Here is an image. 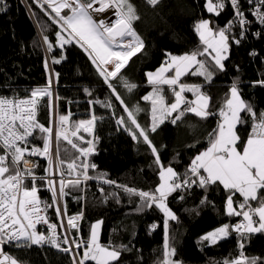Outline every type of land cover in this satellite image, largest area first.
<instances>
[{
  "label": "trees",
  "instance_id": "1",
  "mask_svg": "<svg viewBox=\"0 0 264 264\" xmlns=\"http://www.w3.org/2000/svg\"><path fill=\"white\" fill-rule=\"evenodd\" d=\"M207 2L159 0L156 6H151L146 0H131L140 17L134 27L144 42V48L128 61L120 76L137 87L129 92L120 79H113L112 83L129 108L138 104L144 109L137 114L138 123L142 126L151 123V103L142 100L152 89L146 73L158 69L168 59L166 53L182 55L197 47L202 48L198 34L194 31V25L199 20H209L210 26L218 29L233 19L234 10L230 2L226 3L219 15L207 11ZM241 5L250 23L243 39H240L238 24L229 33L230 49L228 58L223 62L224 70L214 69L215 75L211 82H206L201 76L181 77L184 83L202 86V91L211 98L210 111L214 115L202 120L188 113L176 124L165 121L156 132L149 133L153 144L159 149L161 162L165 166L171 165L181 175L191 158L208 146V133L217 125L219 109L226 96L230 95L233 81H238L241 97L253 106L257 114L264 111V86L255 83L264 79V24H260L251 14L252 6L247 0H241ZM0 8L3 9L0 11V95L25 97L29 95L28 90L45 86L49 77L45 68L47 60L49 67L59 73L54 85L56 95L61 97L56 102L58 111L62 114L70 112L72 121L89 119L93 114L97 117L93 129L95 151L89 157L90 162L97 167L89 169L88 174L97 177L99 173H105L117 185L153 191L160 183L155 157L142 138L133 140L116 123V118L126 116V113L87 53L74 41L63 48L59 47L56 38L58 26L33 0H3ZM45 35L54 46L51 52L44 43ZM234 39H240V43L232 42ZM53 57L63 59L59 64H53ZM162 87L167 102H171L174 99L171 90L167 85ZM184 95L189 100L194 97L190 92ZM106 97L113 101L115 108L89 103L103 101ZM242 115L247 123L238 126L239 134L246 138L252 121L247 113ZM50 118L45 98L38 107L37 119L48 126ZM81 135L86 137L87 133L82 131ZM36 143L42 145L41 140ZM77 144L83 146L80 141ZM193 144L195 148L189 147ZM60 154L65 165L79 155L76 149L63 140L60 142ZM66 191L69 193L65 197L67 212H83L80 232L73 229L71 236L87 240L90 225L102 221L101 243L125 246L127 249H121L119 264H162L165 216L155 205L137 210L141 203L138 196H130L120 187L96 178ZM113 193L115 195H111ZM227 195L222 186L211 185L205 189L196 184L176 190L167 197L165 203L176 216L175 220H169L168 229L170 249H175L172 260L178 264H224L225 260L234 259L243 252L246 257H256L259 264H264V231L239 233L231 227L229 235L215 244L201 240L210 230L225 224L232 226L243 217L226 214ZM235 200L240 201L242 197L237 193ZM255 203L252 202L253 206ZM82 250L79 249V256ZM4 251L17 257L23 264H72L73 261L72 254L49 246L17 248L10 245ZM86 264L94 262L86 261Z\"/></svg>",
  "mask_w": 264,
  "mask_h": 264
},
{
  "label": "snow or ice",
  "instance_id": "2",
  "mask_svg": "<svg viewBox=\"0 0 264 264\" xmlns=\"http://www.w3.org/2000/svg\"><path fill=\"white\" fill-rule=\"evenodd\" d=\"M2 2L3 0H0V3ZM146 2L156 6L159 0ZM228 2L234 10V17L224 27L213 28L209 20L205 19L194 25L202 48L197 47L182 55L166 53L168 59L155 72L146 73L152 91L144 95L142 100L151 103V123L142 126L138 123L137 114L144 109L138 104L129 108L112 83L113 79H120L129 92L137 87L120 76L128 61L144 48V42L134 27L140 17L131 0H33V3L49 16L52 23L58 26L56 38L59 47L63 48L74 41L87 53L98 74L126 113V116L117 117L116 123L123 127L133 140L139 141L142 138L151 149L159 169L160 183L153 191H142L117 185V182L108 179L105 173H99L97 177L88 174L89 169L97 167L88 159L95 151V143L94 140H85L79 133L82 130L91 134L97 117L93 114L89 119L72 121L70 112L62 114L58 111L55 102L61 97L54 95L53 89L59 73L51 69L46 60L45 68L49 77L45 86L28 90L29 95L25 97L0 95V264H23L17 257L3 250V246L9 244L17 248L50 244L72 254L73 257L79 256L75 249L83 248V255L79 256L78 260L74 258L72 264H86V261H93L94 264H119L121 249H127L125 246L116 247L110 243H101L102 221L90 225L87 240L70 236L73 229L77 233L80 232L78 221L82 219L83 212L68 215L67 205L64 203L69 194L66 189H76L82 180L94 178L106 184L116 185L130 196H138L141 203L137 210L155 205L163 212L165 244L162 264H178L171 259L175 249H170L168 242L169 220H175L176 216L165 203L167 197L178 189L196 184L205 189L211 185L222 186L228 193L225 201L226 214L243 216L244 222L235 225L234 230L247 233L264 231V111L257 114L253 106L241 97L238 81H233L230 95L226 96L223 106L219 109L217 125L208 133V146L191 158L182 175L171 165L165 166L161 162L159 149L149 135L150 132H156L165 121L176 124L188 113L202 120L214 115L210 111L211 98L202 91V86L184 83L181 77L201 76L206 82H211L215 75L214 69L223 71L225 68L223 61L228 58L229 33L234 25L238 24L241 29L240 39L245 38L250 21L241 10V0H208L207 11L219 15ZM247 3L252 6L251 14L260 24H264V0H247ZM0 11L3 9L0 8ZM109 12L111 15H108ZM43 39L47 50L51 52L53 44L47 35ZM240 39H234L232 42L239 44ZM61 59L63 57H53L52 63L59 64ZM255 83L264 86V79ZM163 85H167L171 90L173 102H167ZM85 91L91 95L88 89ZM189 92L194 99L186 98L184 94ZM45 98L48 101L50 117H53L50 118L48 126L37 119L38 107ZM89 103L115 108V104L108 97L103 101L95 100ZM243 113H247L252 121L246 138L239 134L238 128L239 125L247 123ZM73 138L86 143L87 147L78 145ZM35 140H41L42 147L36 145ZM61 140L67 141L79 153L67 163L66 169L65 160L60 154ZM189 147L195 148L196 145ZM30 157H43L47 161L44 175H36L39 165ZM66 172L67 176L75 174L74 178L67 179ZM55 174L59 175L58 189L52 179ZM41 183L46 184L52 194L50 203L38 195ZM101 191L103 192V189ZM237 193L242 200H235ZM180 198L183 199L182 196ZM205 202L206 200L202 201ZM252 202H256L255 206ZM49 208H53L58 219L62 221L59 227L65 232L63 240L57 235L58 226L49 222L46 215ZM65 217L66 226L63 223ZM42 224L47 225V234L38 229L37 226ZM231 227L225 224L208 232L201 240L215 244L229 235ZM61 244L69 247L61 248ZM240 248H243V244ZM224 264H259V261L258 258H248L241 252L238 257L225 260Z\"/></svg>",
  "mask_w": 264,
  "mask_h": 264
},
{
  "label": "built area",
  "instance_id": "3",
  "mask_svg": "<svg viewBox=\"0 0 264 264\" xmlns=\"http://www.w3.org/2000/svg\"><path fill=\"white\" fill-rule=\"evenodd\" d=\"M46 7V6H45ZM49 11H51L50 9H48ZM53 15H54V13H53ZM102 16L104 15V14H101ZM108 15H111V12H109L108 13ZM114 18V17H113ZM53 91H54V95H56V92H55V89H53ZM57 102V101H56ZM55 102V103H56ZM51 118H53V117H51ZM81 132H82V130H81ZM81 132L79 133V135H81ZM81 136H83V135H81ZM93 136H94V130H93V132L91 133V134H89V133H87V136L85 137V136H83L84 137V139L85 140H93ZM74 140H75V142L77 143V141H80V140H78V139H76V138H73ZM37 142V140H35L34 141V143L36 144V145H38V143H36ZM80 142H82V141H80ZM83 143V142H82ZM38 146H40V147H42V145H38ZM83 146L84 147H87V144L86 143H83ZM54 147H55V144H54ZM91 156V155H90ZM89 156V157H90ZM30 159H33V160H35L36 161V163L39 165V167L36 169V175H44V168L45 167H47V161L43 158V157H30ZM89 159V158H88ZM71 162V161H70ZM69 163V162H68ZM66 166H67V164L66 165H64V167H65V169H66ZM65 175H66V178L67 179H72V178H74V176H75V174H73V176H67V172L65 173ZM52 179L54 180V182H55V186L57 187V189L59 188V184H58V181H59V175L58 174H55V175H53V177H52ZM84 182H86V181H83L82 180V183H84ZM183 189V188H182ZM178 190H180V189H178ZM38 195L40 196V198L42 199V200H46V201H48L49 203L51 202V198H52V194H51V192L47 189V186H46V184H43V183H41V186H40V190H39V193H38ZM64 203H65V200H64ZM81 211H79V213H80ZM76 214H78V213H71V214H69L68 213V215H76ZM46 215H47V217H48V219H49V222L50 223H53V224H56L58 227H57V229H56V231H57V235H58V237L61 239V240H63V238H64V236H65V232L59 227V225L61 224V220L60 219H58V217H57V215H56V213H55V211H54V209L53 208H49L48 209V211H47V213H46ZM80 222H81V220L80 221H78V223H79V225H80ZM244 221H243V217H241V219H239L237 222H235L233 225H232V230L233 231H236V230H234V226L235 225H238V224H241V223H243ZM63 223L65 224V226H66V223H67V217H65L64 218V220H63ZM38 227V229L40 230V231H42V232H44L45 234H47V225H38L37 226ZM241 231H243V230H241ZM241 231H236V232H241ZM70 236H71V234H70ZM10 245H13V244H9V245H4L3 246V250H4V248L6 247V246H10ZM31 246H46V247H51V248H53V249H56V250H59V248H57V247H54V246H52V245H50V244H44V245H31ZM63 247H69V245H65V244H61V248H63ZM72 247H74V246H72ZM75 251L77 252V249H75ZM73 256V255H72ZM77 257V256H76ZM76 257H74L75 259H77Z\"/></svg>",
  "mask_w": 264,
  "mask_h": 264
},
{
  "label": "rangeland",
  "instance_id": "4",
  "mask_svg": "<svg viewBox=\"0 0 264 264\" xmlns=\"http://www.w3.org/2000/svg\"><path fill=\"white\" fill-rule=\"evenodd\" d=\"M151 91H152V89L149 91V93H150ZM146 95H147V94H146ZM173 101H174V99H173L171 102H173ZM171 102H169V103H171ZM164 220H165V219H164ZM221 226H223V225H220V227H221ZM218 228H219V227H218ZM216 229H217V228H216ZM214 230H215V229L210 230L209 232L214 231ZM164 231H165V229H164ZM206 234H207V233H206ZM206 234H204V235H206ZM204 235H203V236H204ZM203 236H202V237H203ZM218 241H219V240H218ZM208 243H209V242H208ZM164 244H165V238H164V241H163V245H164ZM79 249H81V248H79ZM79 249H77V253H78ZM81 256H82V255H81ZM76 258H77V260H78V259H79V256H77ZM171 258H172V257H171ZM73 259H74V257H73Z\"/></svg>",
  "mask_w": 264,
  "mask_h": 264
},
{
  "label": "crops",
  "instance_id": "5",
  "mask_svg": "<svg viewBox=\"0 0 264 264\" xmlns=\"http://www.w3.org/2000/svg\"><path fill=\"white\" fill-rule=\"evenodd\" d=\"M165 61H166V60H165ZM224 61H225V60H224ZM224 61H223V62H224ZM159 67H160V66H159ZM156 70H157V69H156ZM156 70H154V71H149V72H155ZM169 74H174V73H169ZM169 74H166V75H169ZM194 98H195V97H193L192 99H194ZM238 195H239V194H238ZM257 219H258V217H257ZM229 233H230V231H229ZM227 236H228V235H227ZM227 236H226V237H227ZM82 255H83V250H82Z\"/></svg>",
  "mask_w": 264,
  "mask_h": 264
}]
</instances>
